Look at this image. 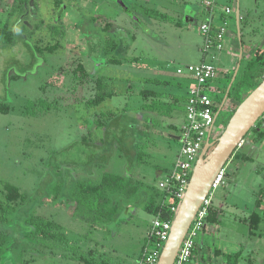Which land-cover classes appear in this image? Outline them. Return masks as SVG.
Instances as JSON below:
<instances>
[{"label":"rangeland","instance_id":"374dc122","mask_svg":"<svg viewBox=\"0 0 264 264\" xmlns=\"http://www.w3.org/2000/svg\"><path fill=\"white\" fill-rule=\"evenodd\" d=\"M56 1L37 0L35 6L32 0L21 16L13 13L12 0H0V30L8 26L16 31L12 46L0 35V102L11 106L8 114L0 113V208L5 183L28 195L15 213L6 212L10 224L0 221V231L10 236L0 264H137L155 219L144 209L147 200L139 197L133 207L125 201L111 224L94 229L76 216L71 192L78 181L98 183L104 172L133 176L158 188L176 162L181 144L174 137L186 121L190 82L177 74L178 68L210 63L219 70L213 85L222 93L210 96L220 102L213 129V135H220L238 105L227 99L221 109L241 50L245 60L264 51V0H216L211 14L204 0H60L59 6ZM144 8L159 10L171 21L148 18ZM59 17L64 23L60 49L37 55L35 46L56 43L49 27L60 26ZM208 18L228 31L222 51L210 48L205 53L200 25ZM108 37L120 44L113 55L122 60L120 65L105 63ZM79 63L91 75L83 85L72 78ZM96 77L112 79L118 95L90 108L85 100L94 96ZM143 91L157 92L163 104H172L173 113L137 114L142 104L157 98L145 101ZM29 103H34V112ZM49 105L50 110L44 109ZM124 108L138 119L131 127L145 126V118L155 121L150 129L141 127L136 138L135 153L144 151L140 161L115 146L108 154L101 143L105 129H95L100 113ZM254 136L250 131L245 140L251 143L225 166V183L213 193L218 222L207 223L200 233L189 264H228V255L241 251L239 264H264V221L257 237L247 223L253 213L264 218V137ZM260 198L262 209L257 207ZM34 214L62 226L65 238H31L24 223Z\"/></svg>","mask_w":264,"mask_h":264},{"label":"trees","instance_id":"16d2710c","mask_svg":"<svg viewBox=\"0 0 264 264\" xmlns=\"http://www.w3.org/2000/svg\"><path fill=\"white\" fill-rule=\"evenodd\" d=\"M13 1V13L19 15H24L29 3L32 0H12ZM35 6L38 4L35 0ZM62 4V1L57 0L56 6ZM143 14L152 19H159L162 21H171L165 13L156 10L144 8ZM59 25H52L50 31L52 32V38L56 39V43H49L47 46L43 47L37 45L34 47V51L37 55H45L55 53L60 49L61 43L60 39L63 38L64 32L61 30L64 23H62V18H58ZM242 22L240 21V24ZM180 25V23H178ZM15 26V25H14ZM61 28V29H60ZM105 32L109 31V26L104 29ZM0 35L4 39V43L8 46H12L15 43L16 31L9 30L8 26H5L0 30ZM120 44L114 38H107L105 42V54L107 57L106 64L120 65L122 60L113 56L115 52L119 49ZM72 78L77 84H84L86 81L91 79V75L86 69L83 63H79L77 67L72 72ZM264 80V51L257 50L255 55L249 60H245L243 57L241 60V66L236 77L235 82L230 90L228 100H234L238 102L237 107L246 98L244 94H249L252 90L257 88ZM95 82V93L92 98L85 100L86 106L90 108H98L106 100L112 99L118 95L117 90L113 87L112 79H107L105 77H96ZM230 82V81H229ZM145 95V101L148 96L157 97V92L154 91H143ZM226 93V91H225ZM224 93V94H225ZM179 100L177 99V102ZM222 101V100H221ZM44 102V101H43ZM172 104L165 105L161 102L158 97L154 99L152 103L147 101L142 104L140 110H137V114L144 116L146 113L155 114L157 116H169L173 113L174 109L171 107ZM31 107V108H30ZM28 108L30 111L34 112V103H29ZM44 109L50 110L49 105ZM11 111L10 104L6 102H0V113L8 114ZM235 112V110H234ZM233 112V113H234ZM136 114V113H135ZM232 117V116H231ZM145 126L138 124L136 128L132 124H136L138 119L134 116H129L128 109L124 108L122 110H108L100 113V117L95 121V129H105L104 138L101 143L105 151L111 154L108 149L109 147H114L115 150L118 148L121 152H127L136 161L142 159L141 155L144 151H138L135 153L136 138L141 135L142 128L150 129L154 125L155 121L149 118H145ZM139 123V122H138ZM142 127V128H141ZM257 129L254 130L257 134L256 137L261 139L264 137V124L263 120L257 122ZM149 135V132L147 133ZM240 157L236 154L234 158ZM246 157V156H245ZM248 157L245 159L247 160ZM104 162V160H102ZM170 169H166L167 173ZM91 175L93 172H90ZM3 198L4 203L0 208V221L5 224H10V221L5 217L6 212L15 213L19 208V203L24 204L28 195L22 193L17 187L11 185L10 183H5L3 185ZM261 194V192H260ZM139 197L145 198L147 203L144 206L146 212L154 215L161 216L164 220H172L175 217V212H173L169 207L164 205L166 199L165 193L161 192L159 188L149 187L144 181H140L133 176L119 175L111 172H104L98 183H92L89 181H78L72 192L71 201L73 203L75 214L85 223L89 224L92 228L96 229L102 226L111 224L120 212V208L125 201L128 200V205L132 206V201ZM132 204V205H131ZM261 205V198L257 201V207ZM133 207V206H132ZM264 218L258 213H253L247 219L249 224L250 234L253 237L258 236V231L260 225L263 223ZM218 215L214 207L211 209L210 214L207 219V223H217ZM26 231L31 238L44 239V240H58L64 239L63 227L54 223L53 221L44 219L37 215H30L25 220ZM262 237V235H260ZM148 238H145L144 247L148 244ZM10 244V236L7 232L0 231V259L5 254ZM143 247V248H144ZM195 254V252H194ZM243 255V251L236 253L235 255H228V264H239V260ZM219 256V255H218ZM234 258V259H233ZM86 264H93L91 262H86ZM103 264V263H101Z\"/></svg>","mask_w":264,"mask_h":264},{"label":"built area","instance_id":"2783aa9c","mask_svg":"<svg viewBox=\"0 0 264 264\" xmlns=\"http://www.w3.org/2000/svg\"><path fill=\"white\" fill-rule=\"evenodd\" d=\"M215 4L216 0H204L203 6L211 14ZM231 14V10L227 8L225 15L229 16ZM225 15L223 14V18L227 20ZM212 20L213 18H208L207 21L202 22L200 25V33L205 39V53L210 48L222 51L227 45V29L224 26L219 28L215 27ZM177 74L184 76L190 82L185 105L186 121L180 131L181 149L176 162L165 173L158 184L159 190L166 195L164 205L175 212V215L190 184L194 165L201 155L207 140L210 142L213 138H219L221 135L219 133L213 135V129L216 123L215 115L220 106V102L212 99L210 93H217L219 95L222 93L213 85L214 81L220 75L219 70L213 64L200 63L198 65L181 67L177 69ZM260 120H263L264 124V116ZM245 144V140H243L237 146L235 153L242 149ZM226 177L227 172L224 167L214 181L209 195L195 216L174 264H189L195 257L194 252L197 247V240L200 233L206 231L207 219L211 209L214 207L213 193L224 185ZM173 220H164L161 216H155L146 237L149 240L148 244L143 248L137 264L159 263L164 244L170 235Z\"/></svg>","mask_w":264,"mask_h":264},{"label":"water","instance_id":"95a60500","mask_svg":"<svg viewBox=\"0 0 264 264\" xmlns=\"http://www.w3.org/2000/svg\"><path fill=\"white\" fill-rule=\"evenodd\" d=\"M121 4L123 5L122 2ZM236 18L238 32L241 38V18L239 9H237ZM242 58L243 52L241 50L239 63L226 92L221 109L225 105L233 83L236 80ZM218 114L219 113H217L215 119H217ZM263 116L264 80L257 88L252 90L237 107L220 137L212 143L207 140V143L205 144L193 169L190 184L186 191L185 197L180 203L178 211L174 217L169 238L164 244L158 264L175 263L176 257L186 237V234L203 202L209 195L214 181L222 169L234 157L237 146L246 139L252 128L255 127L257 122ZM175 139L179 140L178 137ZM245 143L250 144L251 142L245 140Z\"/></svg>","mask_w":264,"mask_h":264},{"label":"crops","instance_id":"0c3cea01","mask_svg":"<svg viewBox=\"0 0 264 264\" xmlns=\"http://www.w3.org/2000/svg\"><path fill=\"white\" fill-rule=\"evenodd\" d=\"M250 58H251V57H250ZM250 58H249V59H250ZM249 59H248V60H249ZM180 131H181V129H180ZM176 137H178V138H179V141H180V134H179V136H176ZM176 137H175V138H176ZM176 140H177V139H176ZM247 157H248L247 160L251 159L250 156H247ZM219 209H220V210H223L222 207H220ZM260 209H262V208H260ZM260 216H261V215H260ZM216 256H217V255H216Z\"/></svg>","mask_w":264,"mask_h":264},{"label":"flooded vegetation","instance_id":"af4514ba","mask_svg":"<svg viewBox=\"0 0 264 264\" xmlns=\"http://www.w3.org/2000/svg\"><path fill=\"white\" fill-rule=\"evenodd\" d=\"M257 128H258V127H257V124H256L255 127L252 128V130H251V131H253V135H255L254 138H256V136H257V134H256V132H255L254 130H256ZM261 207H262V206H261ZM261 207H259V209H260Z\"/></svg>","mask_w":264,"mask_h":264}]
</instances>
